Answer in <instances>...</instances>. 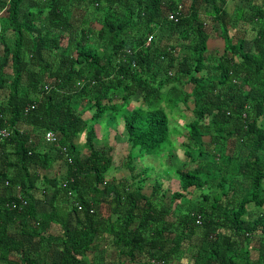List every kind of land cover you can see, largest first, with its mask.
Segmentation results:
<instances>
[{"label":"trees","instance_id":"1","mask_svg":"<svg viewBox=\"0 0 264 264\" xmlns=\"http://www.w3.org/2000/svg\"><path fill=\"white\" fill-rule=\"evenodd\" d=\"M228 2L0 0V264H264V0ZM181 103L179 189L155 178L147 193L139 164L165 152ZM120 112L116 164L95 125ZM47 130L59 144H42ZM104 232L118 257L90 260Z\"/></svg>","mask_w":264,"mask_h":264},{"label":"rangeland","instance_id":"2","mask_svg":"<svg viewBox=\"0 0 264 264\" xmlns=\"http://www.w3.org/2000/svg\"><path fill=\"white\" fill-rule=\"evenodd\" d=\"M249 2H246V5H248ZM245 4V2H244ZM233 1H230L228 3V8H233ZM230 12H233V9H229ZM233 37H235V35H231ZM226 40L225 37H215L212 36L209 40H208V45L209 47H211L212 49L216 48V49H220L221 51H223V47L225 44ZM192 84H188V87H190ZM193 100L191 99V101L189 100L188 105L193 106ZM139 104V101L137 100V98H133L132 100V105L130 106L129 109H134V107H136ZM167 111H169V116H170V128H171V136L169 138V140L164 143L163 147H165V152L163 154H159V155H153V154H146L144 155V158L142 159L143 162L142 164H139L140 168L149 166L150 169L149 170V174L151 173V178L147 181L146 186H145V192L149 193L150 192V187L151 184L154 182L155 178H158L163 184H164V189H167V187H171V189L173 191L179 189V186L177 185L178 180L175 176L174 173V167H177L178 165H181V161L183 159V148H182V141L186 140L185 137L179 133L180 131H185V123H187L189 120H191L192 118V111L191 109L186 106L185 104L181 103L179 105V107H176L174 109H172V111L168 108ZM93 113V109H86L85 112V117H90ZM118 120L117 123L112 125L110 123H114L112 122H108L107 119H110L109 117H106L99 121L96 122L97 126V131H98V138L96 139V144L98 147H102L103 145L109 143V142H113L116 144V149H115V156L117 160L116 162H119V158H125L127 156L128 151L130 150V146L128 144L125 143V139L127 137L126 134V130L124 127V118L121 114V112L119 113V115L117 116ZM94 123V122H93ZM107 131H110V133H108V135L106 134ZM106 132V133H105ZM116 134H118V137L116 136ZM84 136H82V141H81V146H83L82 142L84 140L83 138ZM40 141L42 142V144L45 146H49V144L45 141V139L43 140L42 138L40 139ZM42 145V146H43ZM83 151H87V150H83ZM161 152V151H160ZM163 152V151H162ZM161 152V153H162ZM83 154V152H82ZM86 153L83 154V156H85ZM66 171V166L65 163L63 161H58L56 163V167L54 169H52L51 173H56L59 175H63ZM50 173V175H51ZM111 174H115V175H120V174H124L127 175L128 170H118V169H113L110 172ZM162 174V175H161ZM167 175H169L170 177H168L167 180L164 179V177H166ZM157 176V177H156ZM171 184V185H170ZM180 184V183H179ZM246 188L243 189H239L242 193L246 192ZM195 195V194H194ZM197 197V195H196ZM194 198V197H193ZM167 202V201H166ZM177 206V205H176ZM45 207L47 209H49L48 203L45 204ZM254 207V206H253ZM182 209V208H181ZM183 211V210H182ZM261 211L260 208L254 207L252 208L251 212L253 213V215H257L259 214ZM252 247H254L252 245ZM254 253V250H253Z\"/></svg>","mask_w":264,"mask_h":264},{"label":"crops","instance_id":"3","mask_svg":"<svg viewBox=\"0 0 264 264\" xmlns=\"http://www.w3.org/2000/svg\"><path fill=\"white\" fill-rule=\"evenodd\" d=\"M230 1H233V5H234V7L233 8H229V9H235V6L237 5V4H240V2H241V0H229V2ZM228 2V3H229ZM212 36H215V37H221V35L220 34H218V33H216V32H214V34H211V36H210V38L212 37ZM222 38V37H221ZM215 49V48H214ZM106 133V132H105ZM108 133H110V131H107V135H108ZM113 143V142H112ZM116 164H117V162H116ZM115 166V165H114ZM121 176H123L124 174H120ZM162 175V174H161ZM157 177V176H156ZM168 179V175L166 176V177H164V179L165 180H167ZM177 178V177H176ZM178 180V179H177ZM168 181H169V179H168ZM171 185V184H170ZM177 185L179 186L180 184H179V180H178V183H177ZM171 188V187H170ZM244 188V187H243ZM242 188V189H243ZM111 197L112 196H110V198L108 199V201L111 199ZM47 198H49V196H47ZM47 202V201H46ZM45 201L43 202V204H42V207H41V212H43V213H47L48 211H49V209H47L46 207H45ZM102 206H101V209H100V211H101V214L105 217V218H108V217H110L111 216V214H112V212H111V205H110V203L109 202H105L104 201V203H102L101 204ZM61 227L59 226V225H56V224H52L51 225V228H50V233H51V235H60L61 234ZM111 236L109 235V233L108 232H104L103 234H101L100 235V240L97 242V245L92 249V250H90L89 252H87L88 254H87V257L90 259V260H92L93 259V261L94 260H97V261H99L100 263H104V262H107V260H108V257L109 256H111V258H110V260L111 261H114V259L116 260V257H118V252L116 251V248L114 247V244H111L110 242H109V238H110ZM114 255V256H113ZM127 264H133V263H127Z\"/></svg>","mask_w":264,"mask_h":264},{"label":"built area","instance_id":"4","mask_svg":"<svg viewBox=\"0 0 264 264\" xmlns=\"http://www.w3.org/2000/svg\"><path fill=\"white\" fill-rule=\"evenodd\" d=\"M182 8H183V6L180 5L178 12L175 13V14L174 13H171L170 14V17L173 18V19H175L176 21H178L179 20V16L178 15L180 14ZM149 41H150V39H149ZM1 133H2V135L4 137L9 136V133H8V131L6 129H2L1 130ZM59 137H60L59 134L57 132L53 131V130H47L46 133H45V140L48 143H51V144H59V141H58L59 140ZM65 150H66V148H64V151ZM65 152H66V155H68L67 151H65ZM69 194H72V192L70 191ZM79 209H82L81 205H79ZM152 262L157 263V264H160L159 262H157L155 260H153Z\"/></svg>","mask_w":264,"mask_h":264},{"label":"clouds","instance_id":"5","mask_svg":"<svg viewBox=\"0 0 264 264\" xmlns=\"http://www.w3.org/2000/svg\"><path fill=\"white\" fill-rule=\"evenodd\" d=\"M228 10H229V8H228ZM150 39V38H149ZM150 41L148 40V43H149ZM44 139H45V135H44ZM46 141V140H45ZM47 142V141H46ZM48 143V142H47ZM49 144H51V143H49ZM52 145V144H51Z\"/></svg>","mask_w":264,"mask_h":264}]
</instances>
